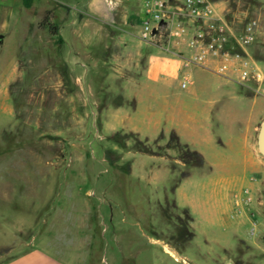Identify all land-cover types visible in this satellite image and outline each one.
Here are the masks:
<instances>
[{"label": "rangeland", "instance_id": "1", "mask_svg": "<svg viewBox=\"0 0 264 264\" xmlns=\"http://www.w3.org/2000/svg\"><path fill=\"white\" fill-rule=\"evenodd\" d=\"M49 1L20 0L31 41L18 55L0 53V261L35 247L70 264H264V157L255 147L264 81H233L239 99L214 106L221 80L199 67L188 71L192 84L163 96L131 95L113 73L117 49L105 47L111 30L80 16L88 24L76 22L78 31L70 25L81 0ZM212 1L235 32L258 19L248 50L264 72V0ZM46 15L57 33L40 26ZM148 100L169 109L162 127L172 116L187 125L186 138L116 124L129 121L117 107L137 111ZM179 107L194 120L177 119Z\"/></svg>", "mask_w": 264, "mask_h": 264}, {"label": "crops", "instance_id": "2", "mask_svg": "<svg viewBox=\"0 0 264 264\" xmlns=\"http://www.w3.org/2000/svg\"><path fill=\"white\" fill-rule=\"evenodd\" d=\"M21 4L20 0H0V53L1 50L9 48L13 53L18 55L20 50L25 49L28 40L31 41L30 36L27 35L29 34L28 29L23 28L30 24L28 19H26L29 7L23 4V2ZM51 4L49 0H45V6ZM215 4L220 10H223L220 4ZM75 5L80 7V11L73 17L74 25H70V27L74 26L78 31L83 30V27L79 28L78 26L79 24L87 26L88 22H85L83 18L82 20L79 19L80 16H83L91 19L92 22L89 26L94 27L97 31L108 29L114 34L112 40H107L105 47L111 46V48L117 49L115 53H112L111 61L119 64V67L114 69L113 73H118L119 77L123 79L121 82L123 91L130 92L131 95L137 92L139 95L146 93L150 98H157V96L164 95L163 91L162 94L159 92L160 90L168 91L170 85L172 86L176 82L180 84L183 76L187 75L190 78L188 74L189 70L199 68L192 64L185 65L183 58L165 52L139 38L137 21L143 14L140 0H81L77 1ZM93 14H99L102 17V25L92 20V17H95L92 16ZM61 19L63 18L61 17ZM79 21L81 23L76 25L75 23ZM82 39L85 40V37H82ZM80 66H83V64L80 63ZM89 66L91 67L90 64ZM114 74L113 77H115ZM216 76L221 81L215 87L217 90L216 98L211 101V105L215 106L223 98L231 95L239 99V95L232 85L234 80L224 75L216 74ZM192 82L190 78L188 84H192ZM156 101L152 102V100H148L147 104L137 111L135 110L136 105L131 110H126V108L121 106L117 107V112L121 111L120 108L125 109L123 114H125L129 121L127 124H124L125 118L121 117L119 121H116V124L122 127L133 128L140 133H147L149 129L157 135L161 131L175 130L180 137L186 138L183 129L187 125H180L181 122L174 120L173 116L171 124L169 123L165 127H162V122L164 121L162 115L167 113V111L169 112V109H167L166 105L160 108L155 106L154 103ZM135 113L139 117H134ZM172 114L176 115L177 119H179V116H182V121L184 123L187 122L186 124L194 120L190 113H186L182 107L173 111ZM119 118L120 116L117 114V119ZM166 120H168L167 117ZM211 120V114H207L205 123L207 129L212 123ZM153 132L152 134H154ZM0 264L70 263L63 261L61 258L55 256V253L47 249L34 247L24 254L0 261Z\"/></svg>", "mask_w": 264, "mask_h": 264}, {"label": "built area", "instance_id": "3", "mask_svg": "<svg viewBox=\"0 0 264 264\" xmlns=\"http://www.w3.org/2000/svg\"><path fill=\"white\" fill-rule=\"evenodd\" d=\"M143 14L137 21L141 40L183 58L184 64L248 84H261L264 72L249 53L255 42L258 19L249 18L235 32L212 0H140ZM190 82L182 77L181 87Z\"/></svg>", "mask_w": 264, "mask_h": 264}, {"label": "water", "instance_id": "4", "mask_svg": "<svg viewBox=\"0 0 264 264\" xmlns=\"http://www.w3.org/2000/svg\"><path fill=\"white\" fill-rule=\"evenodd\" d=\"M255 147L258 153L264 157V118L257 126ZM263 197H264V188H263Z\"/></svg>", "mask_w": 264, "mask_h": 264}, {"label": "trees", "instance_id": "5", "mask_svg": "<svg viewBox=\"0 0 264 264\" xmlns=\"http://www.w3.org/2000/svg\"><path fill=\"white\" fill-rule=\"evenodd\" d=\"M25 1H26V3L28 4L30 0H25ZM40 26L49 28V29L51 30L52 33H57V32H56L57 26H56V25H53V24L50 22V20H49V18H48L47 15H46V16L44 17V19L40 22Z\"/></svg>", "mask_w": 264, "mask_h": 264}]
</instances>
